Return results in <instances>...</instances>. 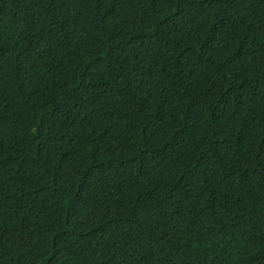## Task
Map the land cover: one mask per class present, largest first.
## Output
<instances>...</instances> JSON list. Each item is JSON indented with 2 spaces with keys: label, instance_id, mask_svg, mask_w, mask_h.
I'll return each instance as SVG.
<instances>
[{
  "label": "trees",
  "instance_id": "obj_1",
  "mask_svg": "<svg viewBox=\"0 0 264 264\" xmlns=\"http://www.w3.org/2000/svg\"><path fill=\"white\" fill-rule=\"evenodd\" d=\"M0 264H264V0H0Z\"/></svg>",
  "mask_w": 264,
  "mask_h": 264
}]
</instances>
